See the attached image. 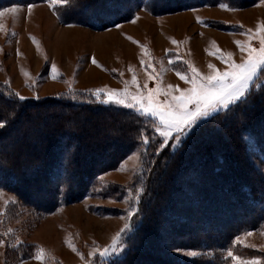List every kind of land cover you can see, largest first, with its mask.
I'll use <instances>...</instances> for the list:
<instances>
[{
    "label": "rangeland",
    "instance_id": "374dc122",
    "mask_svg": "<svg viewBox=\"0 0 264 264\" xmlns=\"http://www.w3.org/2000/svg\"><path fill=\"white\" fill-rule=\"evenodd\" d=\"M91 1L93 2L87 0L88 3ZM84 2L85 0H67V3L53 4L51 0H30L0 8L3 10L14 4L21 6L17 13L6 12L0 17V82L10 88L6 91H10L11 95L26 97V101L76 92H84L98 101L93 95L98 88L123 90L127 86L134 93L138 87L143 89L145 83L148 88H155L159 82L161 88L171 85L178 92L190 85L181 80L177 72L190 75L189 65L194 66L202 75L214 71L209 65H215V70L223 71L228 64L220 56L227 59L228 53H232V59L239 63L243 54L236 42L247 44V30L258 29L264 22V0L241 7L229 5L236 9L234 11L221 8L219 5L225 2H218L171 12L160 11L161 0H156V6L155 1L145 0L139 6L134 3L126 5L129 8L134 4L133 14L129 19L103 29H94L76 22L78 17L69 18V9L76 4L81 6ZM30 3L35 6L29 14L27 5ZM251 43L255 47L260 46L258 39H252ZM42 48H45L49 56L42 57L46 52ZM93 57L96 63L92 62ZM20 60H23L22 64H30V69L23 70L22 75L17 67ZM142 60L146 64H142ZM53 64L56 66L55 74L52 71ZM150 73L159 74V81L155 75L149 78ZM134 74L136 84H132ZM258 78L259 76L254 78L250 90L261 84ZM111 105L135 111L146 118L148 133L142 135L137 147L114 165L111 164L110 168L100 172L87 188L85 196L77 201L64 203L49 211L38 210L26 198L20 199L15 192L0 189V264H112L130 251L134 243V239L129 240L130 235L144 219L141 210L147 205L142 203L141 197L149 188L150 177L158 165V158L166 150L174 152L183 143L177 148L166 147L157 154L156 149L162 138L154 130V118L145 117L135 109ZM223 111L225 110L220 112ZM215 114L217 113L213 115ZM56 120L59 119L48 115L32 121L20 119L18 126L12 131L11 142H25V137L30 139V133L36 137L35 141L38 138L44 139L45 136L36 128L42 129ZM105 120L93 114L88 120L81 119V125L94 130L95 138H102L108 132L96 128L94 123ZM24 131L26 135H23ZM145 136H148L147 144L144 143ZM210 142L225 144L229 139L215 135ZM173 143L175 142L169 141L170 145ZM9 144L7 149H11ZM23 148L44 151L38 142L35 146L27 144ZM21 150L20 157H25L26 150ZM102 159L98 158L95 162H101ZM250 173L248 169L243 174L247 177ZM184 177L187 176L176 174L174 180L166 182L168 192L164 197L162 194L157 197L153 194L148 198V205L154 199L156 202L162 200V204L155 214L157 223L153 218L154 222L148 224L145 232L150 233L156 227L162 228L161 236L156 242L162 244L163 248L166 247L173 257L179 256L187 261L199 259L203 253H211L208 248L190 246V239L203 233H224L235 221L230 222L231 224L220 222L216 216L208 224L191 222L193 225L197 224L195 226L200 233L194 237L191 234L178 236L175 233L177 222L173 225L167 221V216L173 214V207L168 205V201L179 195L176 187L183 183ZM201 184L204 183L186 186L188 191L185 193L189 192L188 195H191L194 188L198 190ZM189 201L184 198L177 206L191 207ZM41 203H49V200L43 199ZM133 209L137 211L129 217L128 213ZM201 214L211 216L212 212L202 210ZM250 220L249 215L237 219L241 224ZM125 224H130L131 229L121 233ZM117 233H121L118 240L124 246V251L102 257L97 250L111 245ZM222 239L223 237L217 240ZM17 246L25 251L26 257L18 259L13 256ZM229 248L233 257L256 259L258 264H264V220L255 228L239 231L225 250L214 248L217 259L221 255L227 264H239L233 257H228ZM191 250H195L197 255H189ZM37 255H41L42 259H36Z\"/></svg>",
    "mask_w": 264,
    "mask_h": 264
},
{
    "label": "trees",
    "instance_id": "16d2710c",
    "mask_svg": "<svg viewBox=\"0 0 264 264\" xmlns=\"http://www.w3.org/2000/svg\"><path fill=\"white\" fill-rule=\"evenodd\" d=\"M26 1L30 0H0V8ZM153 1L156 6V0ZM161 1L160 11L171 12L218 2L241 7L258 0ZM144 2L93 0L89 2L88 8L84 4L72 6L69 18L78 17L75 19L78 23L103 29L129 19L133 14V5L139 6ZM132 3L129 8L126 6ZM259 80L261 84L254 86L246 99L234 106L231 112L223 111L213 115L207 124L202 125L174 152L166 150L162 153L150 177L149 188L141 197L142 203L148 205V198L153 194L156 197L167 195L166 182L174 180L176 174L186 175L183 183L176 187L179 195L168 201V205L173 207V214L167 216V221L173 225L177 222L175 233L178 236L191 234L194 237L199 231L195 226L197 224L191 222L208 224L216 216L220 222L231 224L235 221L236 225L232 224L224 233H203L188 241L190 246L208 248L211 253H203L199 259L187 261L179 256L176 258L168 253L166 247L156 242L162 228L156 227L150 233L145 232L148 224L154 222L153 218L157 223L155 214L162 200L156 202L154 199L150 205L142 207L141 215L146 221L141 220L130 235L129 240L134 239L132 248L112 264H227L221 255L218 259L215 257L217 254L214 248L225 250L239 231L255 228L264 220V77L259 76ZM7 89L10 88L0 82V121L6 122L0 129V189L15 192L20 199L26 198L38 210L49 211L81 199L96 176L137 147L148 129L147 119L135 111L101 104L84 92L26 101L11 95ZM45 114L59 120L51 121L42 129L36 128L43 133L44 139L38 138L35 141L36 137L30 133V139L25 137V142H11L12 131L20 119H43ZM93 114L107 120L96 121L94 126L105 130L108 135L95 138L94 130L82 127L81 119L88 120ZM23 135H26L25 131ZM215 135L228 138L229 142H210ZM49 137L51 140L47 139ZM37 142L44 151L23 148L27 144L35 146ZM7 144L11 145V149H7ZM21 149L26 150L25 157H20ZM98 158L103 159L95 162ZM247 168L251 173L246 177L243 173ZM65 173L71 177L69 184L63 183ZM197 182L204 184L198 190L194 189L195 193L191 191V195L185 193L188 191L186 186H195ZM184 198L190 200L191 207L177 206ZM43 199H48L49 203H41ZM202 210L210 211L212 215L205 216L201 214ZM244 215H249L252 220L241 224L237 219ZM221 237L222 240H217ZM17 247L14 251L16 254L18 251V254L13 256L18 259L26 257L25 251Z\"/></svg>",
    "mask_w": 264,
    "mask_h": 264
},
{
    "label": "snow or ice",
    "instance_id": "6c2138e0",
    "mask_svg": "<svg viewBox=\"0 0 264 264\" xmlns=\"http://www.w3.org/2000/svg\"><path fill=\"white\" fill-rule=\"evenodd\" d=\"M51 2L53 4L56 2L63 4L67 3V0H51ZM34 6L31 3L27 5L29 14ZM219 6L224 9L236 10L230 8L227 3H221ZM20 7V5L14 4L9 8H4L0 10V17L6 12L17 13ZM84 7H90L87 0L84 2ZM200 22L203 23L202 20ZM116 26L119 27V25ZM257 33L260 34L257 35ZM246 35L249 36L247 44L240 41L236 42L240 52L243 54L239 63L232 59V53H228L227 59L221 55L220 59L222 61L226 60L228 67L223 71H219L215 70V65H209L214 71L209 72L207 75H202L194 66L189 65L190 75L184 72H177V75H179L181 80L186 81L190 87L181 89L178 92L171 85L167 88H161L158 82L155 88H148L145 83L143 89L138 87L134 93L130 92L126 86L123 90L98 88L94 90L93 95L101 104H115L135 109L145 117L154 118V130L162 138L159 147L156 149L157 154L166 147L177 148L186 142L187 139H190L202 125L207 124L209 122L208 118L212 117L214 113H218L221 110L231 112L234 106L246 99L254 78L258 76L264 77V22L260 24L258 29H248ZM252 39H258L260 46H253L251 43ZM92 62L96 63L94 57ZM141 63L146 64L143 60ZM147 67H151V65H147ZM52 71L55 74L56 66L54 64L52 65ZM153 75L159 81V74L150 73L149 78H152ZM53 78H55V75ZM136 83L134 74L132 84ZM17 96L19 100L26 99V97L19 96V94ZM5 123V121H0V127H3ZM169 141H174L175 143L170 145ZM144 143H148V136L144 137ZM70 181V175L65 173L63 175V183L69 184ZM137 201H139V194L137 195ZM135 211L137 209L130 211L128 213L129 217ZM130 229L131 225L125 224L121 233ZM121 233H117V237L113 239L111 245L105 246L102 250H97L102 257L124 251V246L118 240ZM250 234L247 233V235ZM236 240L238 241L239 237ZM177 251L181 250L177 249ZM188 254L197 255L195 250L189 251ZM92 255H95V253ZM227 255L228 257H233L231 248L228 249ZM35 258L40 260L42 256L37 255ZM233 259L238 261L239 264H258L256 259L247 260L239 256H235Z\"/></svg>",
    "mask_w": 264,
    "mask_h": 264
},
{
    "label": "crops",
    "instance_id": "0c3cea01",
    "mask_svg": "<svg viewBox=\"0 0 264 264\" xmlns=\"http://www.w3.org/2000/svg\"><path fill=\"white\" fill-rule=\"evenodd\" d=\"M44 47V46H43ZM42 50L43 51H46L45 50V48H42ZM45 56H49L48 54H47V51L43 54V58H45ZM22 63H24L23 62V60H20V62H19V64H18V68L20 69V75H22L24 72L22 71V70H25L26 71V69H30V64H22ZM23 65H26V66H23ZM29 65V66H28ZM25 67V68H24Z\"/></svg>",
    "mask_w": 264,
    "mask_h": 264
},
{
    "label": "bare ground",
    "instance_id": "6f19581e",
    "mask_svg": "<svg viewBox=\"0 0 264 264\" xmlns=\"http://www.w3.org/2000/svg\"><path fill=\"white\" fill-rule=\"evenodd\" d=\"M126 2V1H125ZM82 14V13H81ZM127 15V14H126ZM31 48V47H30ZM39 49V48H38ZM35 51V50H34ZM36 53V52H35ZM31 54V53H30ZM42 55V54H41ZM30 57V56H29ZM23 71V70H22ZM10 134V133H9ZM43 134V133H42ZM39 151V150H38ZM39 155V154H38ZM195 189V188H194ZM197 223V222H196ZM198 228V227H197ZM228 233V232H227ZM167 235V234H166Z\"/></svg>",
    "mask_w": 264,
    "mask_h": 264
}]
</instances>
